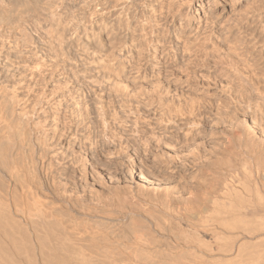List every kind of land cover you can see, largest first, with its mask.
Here are the masks:
<instances>
[{
	"label": "rangeland",
	"instance_id": "rangeland-1",
	"mask_svg": "<svg viewBox=\"0 0 264 264\" xmlns=\"http://www.w3.org/2000/svg\"><path fill=\"white\" fill-rule=\"evenodd\" d=\"M183 1L185 2V0H176V1L174 0L173 1L174 3H172V1H171V4H173V6L171 7V11L173 12V13L171 12V19H169L170 17L160 19V21H158L159 23L158 22L156 23L157 26L153 25L152 23H148L149 25L147 23L145 24V22H144V25H141V23H140L141 27H140V25L138 26V24H139V22H141V20H143L142 17L146 16L147 18H150L149 7L147 8L144 5L151 6L154 3V0H119V1H117V0H106V1L105 0H59L57 2L55 0H2L0 2V38H1L0 41L2 42V40H3V42H2L3 44H1V42H0V46L2 47V50L0 51V54H1L0 55V70L4 66L8 68V66L11 65L12 62L14 63V64L12 63V65L8 68L9 70L6 69L7 70L6 71V70L2 69V71H0V75H1V77H0V96L1 97L0 98H2V99H0V102H1L0 103V193H1L0 199L3 198L2 200H4V198H5V201L8 199H12V201L16 200L17 202L16 201L15 202L16 203L19 202V204H20L21 201H25V199H26L25 195L26 194H27V196L30 195L29 196V198L31 197L30 202H33V201L37 202L38 201L39 205L44 204V206L46 205V206H49V208L51 207L52 209L51 208L50 209L53 210L54 213L57 214V212H58V215L62 218L63 225H65L64 227L66 228V231L69 232V230H70V232L72 231L71 233L72 234L74 233L75 235L76 234L78 235L80 233L79 236L76 235L77 238L75 236H73L74 238H73L72 243L76 247H81L85 252H89L88 247L89 248L91 247L90 251L91 250L97 251V253H99L101 256L102 255H107V256L111 255L113 258L115 257V259L118 261L128 262L130 264H134L133 260H135V259H134L133 255L136 253L135 247H136V249L138 247L137 243H136L138 241L137 234L142 236V237H145L147 240L149 238V240L152 241L154 237H156L157 239L160 238L157 235L156 231H159V229H161V228L163 229L164 227H167L170 225L167 222H165V220L169 221V223L171 222V225L175 222L173 219H171V220L168 219L171 217V214H169L170 215L169 216L168 214L165 213L164 209L162 208L163 207L162 204H160L161 200L164 199L165 197H167V200H168V197L171 200V197L177 196L178 198L177 197L176 198L180 202L181 198L184 199V198L190 197L191 193H193L194 190H195L194 193H199V192L201 193L202 188H200L201 187L200 185L203 184L204 180H202L203 178L200 177L201 178V179L199 178L200 181L201 180L203 181V182L201 181L202 182L201 183L198 180L196 181V179H198L199 176H203L204 178H206L208 176V174H209V176L212 175L210 172L216 174L215 173L216 172L215 170H217L216 167L207 166V164H206L207 162L204 164V161L206 159H207L206 161L212 162V161H214L213 156L215 155L214 157L215 158L217 157V155H218L217 152L223 153L224 151L231 150L233 152L232 157L234 156V153L235 154L237 153L236 156L237 155L239 156V157H237L238 159L236 158V156L233 157L234 159L235 158L237 159V160L235 159L236 162L238 161L237 163H240L243 158L245 160L247 159L249 162L251 161L248 158V156H246V154L244 156V154L240 152L239 147H237L235 141H233L234 139L231 141V138H230V140H229V137L233 136L232 134L236 133V131L239 132V134H237V133L236 134L241 136V138H242V135H243V132L245 129V124L243 123V125H242V123H241V125L237 124L238 126H234V121L235 122L237 121L236 119H234V121H232L233 122V124H232L231 120L230 121L228 120V117L226 116L225 112L216 111V110H217V104L220 102V100L223 99L222 101H225L226 98H228L227 101H230L229 100V98H231L230 96H232V93L234 94L235 90L237 89L236 88L237 85L235 84L236 82L232 78V74H231L232 71L237 67H239V70L241 71L240 68L245 64L247 66L244 65L242 68H244V70H247V71L242 70L243 74H245V75L251 74L250 73L251 68L248 67L247 63L248 62L251 63V61L253 59L251 58V56H249V55H247V53H245V47H243V45H238V43H236L238 41V38L235 36V32L237 29H240V28L242 31H245L250 27H256V28L258 26L264 27V2L261 3L260 5H256V3H253L254 5H250L248 2L246 3V1H243L242 3H240V2L238 3L237 0H193L191 8L187 11V8H183L180 6L184 3ZM142 2H144V3H142ZM245 4L246 5L249 4V5L246 6ZM96 5H100V6L96 7ZM119 6H120V8H119ZM95 7H96V9H99V10H94L95 11L94 12L93 9ZM130 7H131V9H130ZM173 7H177L176 9L179 10L176 14L174 13V10H176V9H174ZM25 12H26V14H25ZM98 12H101V14L100 13L98 14ZM102 12H104V13H102ZM185 12L188 13V15L190 16V19H189L190 24H193L195 26L199 25V33H198V40L197 41H198V44L200 42L201 46L203 45V47H204V48L203 47L201 48V53H202V54L200 53L201 59H200V57H197L198 59H196V58L193 59V57H189L191 55H185V53L181 54L180 52L177 51V53L174 52V54L173 53L170 54L171 55L170 57L172 59L167 60L168 62L166 61L163 64L165 66L155 65L157 63V61H156V63L151 61V63H148V64L145 63L143 66L137 67L138 63H140L142 61V59H144L143 56L149 58V57H152L151 54H155V58L161 57L160 56L161 51H159L158 49L154 52V51H151V49L148 50L147 48H145V46H143L144 48L141 46V43L138 42L140 39L139 38L140 33L143 34V33L149 32L148 34H151V36H149L147 34V37L154 38L152 35V31H153L154 27L156 26L155 28L161 29V27H163V25H165L166 29H163L164 31L167 29H170L168 24L171 20V32H173V34H174V32H176L177 29H181V27H183L185 25V21L182 18L180 19L181 25L178 26V24H177L178 20L180 18L179 14H181V13L185 14ZM52 13H54V14H52ZM90 14H91V16H90ZM120 17H121V19H120ZM50 19H52V20H50ZM101 19H102V21H104L103 23H106V25H109V23H110V26L108 27V28H110L109 30H112L111 27L113 28V30H112L113 32L110 31V36L105 35L106 31L101 29L102 26H101V24H99V21H101ZM28 20H30V23ZM56 20L58 21V23ZM35 21H36V23H35ZM126 21L128 23L130 22L129 24L135 28L134 33H136V35L133 34V36H131L127 32L125 33V30L122 31V29H125V25L127 23ZM182 21H184V23ZM31 22L35 25L37 24V26L38 25L41 26L42 28L44 27L43 31H42V29L39 30V28L33 26V24L31 25ZM118 22H119V24H118ZM96 23H98V24H96ZM121 24H123V25H121ZM45 25L47 26V30H45L46 29ZM32 26L35 27L36 29L33 28ZM98 27H100V28H98ZM120 28H122V29H120ZM84 29H85V31H84ZM140 29H143V30L145 29V30L140 32L141 31ZM37 30H38V32H37ZM89 30H92L95 33H97L98 36H100L99 39L94 37V36L92 37V35H90L88 32ZM46 31H47V33H46ZM83 31L85 33L88 32L86 34H89V35H85V33ZM258 31H259V29H258ZM258 31L255 34L256 35L255 38H257L258 41H264V28H263L262 32L259 33ZM114 32H115V34H111ZM103 33H105V34H103ZM51 34L52 35L54 34V35L52 36ZM111 35H115V36H113L114 40L111 39L112 38ZM17 36H19V37H17ZM87 36H89V37L87 38ZM172 36L173 35L171 34V37ZM130 37H133L135 40L133 41V38H130ZM95 38L98 40H96ZM108 38L112 41H110ZM131 39H132V43H130ZM100 40L102 41V43ZM171 41H173L171 43V45H172L171 52H173V51H175L174 48H176V47L173 46L174 45L173 38ZM57 42H58V44H57ZM112 42H114L115 45ZM111 43L114 46L117 45V47H120V48H122L121 45H127V47L123 46V48L126 50H124L122 48V54L125 55V53H127L125 55L126 57L124 55H121V57L123 56L122 58H124V59L121 58L119 61H116L112 65L111 68H106V69L99 68V70H96L92 66H89L88 64H86V63H88L87 59L91 55L90 54L91 51L92 52L94 51L95 53L97 52L98 55H103V56L109 54L112 50L111 49V47H112ZM232 45H234V47ZM130 46H131V48H129ZM10 48H12V49H10ZM13 49H15V50H13ZM159 49H161V48H159ZM83 50L87 52V53L85 52L86 53L85 55H84ZM87 50H89V51H87ZM204 51H207V52L212 51V52L204 53ZM3 52H5L6 54ZM12 52H13V54H12ZM101 52H102V54H101ZM33 54H35V55H33ZM180 54H181V56H180ZM203 54H206V55L204 56ZM174 55H175V57H173ZM178 55L182 58L184 56H186L184 59L185 63L183 61V63L185 64L184 67H181L184 65V64H182L183 59L180 58ZM4 56H6L7 61H6V58H5V60L3 59ZM39 56H42L43 61H44V63H42V62L40 63V64L44 65V66L41 65V67H42L41 70L44 73L41 71V72H39V74L37 73V75H34L33 78H30V75H29L30 70H31L30 67H31L32 63L39 61ZM44 56L46 57V60H45ZM86 56H87V58H86ZM208 56H209V58H208ZM263 57H264V53L260 57V61L264 60ZM85 59H86V61H85ZM180 59H182V60H180ZM187 59L188 60L190 59L189 60L190 62H188ZM195 59L197 60V62H195L196 61ZM171 61H173V63ZM191 61H193L194 63L192 64ZM29 62H31V63H29ZM235 62H237V63H235ZM176 63H178V64H176ZM230 63H233V64H230ZM172 64L174 67L172 66ZM189 64H191V65H189ZM179 65H180V71L181 72L183 71L182 74H180L181 72L178 69ZM232 66H235V67H232ZM186 67H188L189 70ZM246 67H247V69H246ZM10 68H11V70H10ZM183 68H185V69H183ZM28 69H30V70H28ZM157 69H159V70H157ZM207 70H209V71H207ZM25 72H27V73H25ZM40 73H42V74H40ZM179 74H180V77H179ZM186 74H188L189 76H187ZM9 76H10V78H9ZM27 77H29V79ZM181 77L182 78L187 77V80H185L183 78L186 82L184 80H182ZM173 78H175V79H173ZM179 78H180L179 81H181L180 82L181 85L179 83L178 84L180 86L176 83V81H178ZM87 79L89 80V82L96 80V81H98V83L100 82V85L98 84L94 88V86L91 85ZM232 79L234 81H232ZM19 80L23 84L19 83L20 82ZM149 80H151L152 82ZM155 80H157V81H155ZM171 80L172 81L176 80V81L172 82ZM9 82H11V83H9ZM142 82H144L145 84ZM231 82H233L234 84ZM150 83H153L155 85L157 83V86L159 85V87H160V85H161L163 87V89L159 88L161 90H164L163 92L160 90L161 95L163 94L162 98L164 96H166V97H164V99L168 98V100L172 99L174 101V103L176 101L178 102V104L172 103V105H173L172 107L174 108L177 105L178 106L180 105L179 107H181V108L178 107L179 109H177V110H178L179 114L181 113L182 116L188 117L190 112H192L194 115L199 116L202 114V117H204L201 126L198 128L199 133L197 132V129H196L195 132H197V133H193L194 136H193L192 144L191 143H190L191 145L189 144L192 147V145L197 142V143H202L204 147L202 146V144L199 145L197 143L196 144L198 145V147L195 144L193 145L192 148L189 145L184 146L183 149L179 148L180 147L179 146L177 148L178 153L176 152V154H174V152L171 153V149H167L168 150L167 151L165 148H163L162 145L154 146L153 142L151 143V151L149 153V157L145 159L146 164H143V166L140 167V170L138 171V173L141 174L142 177L144 178V180L146 181V182H143V184L146 187L154 185L153 187L158 186L157 188L155 187V189L157 191L160 187L159 190L162 189V191L165 190V192H167V196H164L165 192H163L162 195H161V193L160 194L156 193V195L158 194L157 197L160 195V196H163V198L159 196V198H157V200H156L157 202H155V203H151L147 198H145V200H146L145 201L140 196H139L140 198L137 197V194H136L137 192L135 190L136 188H135L134 182L136 183L135 180H138L137 178H139V176L138 175L136 176V174H137L136 173L135 174L136 177L134 179V177H133L134 175H132L130 173V171H128L126 169V166L128 164V160L126 159L125 153L127 151L129 153V151H131L130 150L131 147H129V148L128 147L126 148V146L123 147V145H124L123 143H125V141L131 142L129 140V138L133 137V138H139L140 139L143 137L142 135H140L141 133L139 131L137 133L135 132V128H137V130L142 129L143 131H147V130L150 131L153 127L158 128L157 127L158 123H156V121H155L156 119L153 118V117H155V115H157V114L161 115V113H162L161 116H163L164 120L166 118L171 119V117H169V116H171L170 115L171 110L170 109L167 110V108H171V104L169 103L170 101L168 102L167 99L166 100L163 99L165 101L164 102L162 100V98H161V100H158V98L154 97V96H152V98H151V96H149V94H150L149 89L152 88L151 87L152 84H150ZM141 85H142V87H144L143 89H145L146 92L142 91V92H140L141 93L140 94L137 92H138V90L142 89ZM10 87L13 89H11ZM2 88H4V90ZM110 88H112V90H110ZM164 88H167L168 91L165 92ZM6 89H7V91H6ZM10 91L12 92V94L14 93L11 98H10V96H11ZM5 92L6 93L8 92V93L6 94ZM131 93L133 96L131 95ZM147 93H148V95H147ZM127 94H129V96L124 97V95H127ZM13 97H15V99ZM219 97L221 99H219ZM16 99H19V100H17V102H16ZM151 99H154V100L152 101ZM147 101H149V102H147ZM208 101H209V103H208ZM11 102H13V103H11ZM144 102H146V103H144ZM161 102L164 104L169 103L167 105L168 106L170 105V106L168 107L166 105H162ZM203 102H205V104ZM32 103H34V105H32ZM147 103H148V105H152L151 103H153V106H150L152 110L147 108V106H148ZM137 104H139V105L137 106ZM145 104H146V106H145ZM154 104H155V106H154ZM157 104L159 106H161V108L156 106ZM201 104L204 106H202ZM231 104H233V103H231ZM10 105H11V107H10ZM209 105H210V107H208ZM214 105H215V108H214ZM40 106H42V111H40V109H39ZM96 107L101 108V113H103L102 115L104 116V117L102 116L103 119L102 118L99 119L100 117L98 116V114L96 112V109H95ZM204 107H205V109H204ZM207 107H208V109H207ZM196 108H197V110H196ZM209 108H211V109H209ZM19 109L21 111L20 113L18 111ZM24 109H26V110H24ZM31 109H32V111H31ZM153 109L155 111H153ZM162 109H166V110H162ZM159 110H162V111H159ZM181 110H184V111H181ZM129 111H130V113H127ZM141 111H142V113H141ZM144 111H145L146 115H148V116L145 115ZM146 111L147 112L150 111V112H148L150 115ZM166 111H168V112H166ZM125 112L128 115H125L124 114ZM169 112H170V114H168ZM197 112H199V113H197ZM24 113H26V114H24ZM28 113H30V114H28ZM141 114H144V115L142 116ZM21 115H23V116H21ZM53 115L58 116L57 121H55V118L52 117ZM138 115L142 119H140V117ZM20 118H22V120ZM53 118H54V120H53ZM125 118H129V119H125ZM133 118H139L140 119V120L136 119V121H137L136 125H135L134 121H132V120H134ZM144 118H145V120H144ZM204 119H205V121H204ZM105 120L107 123L105 122ZM101 121H102V125L100 123ZM36 122H38V123H36ZM170 122H171V120H170ZM104 123H105V125H104ZM33 124H34V126H33ZM154 124H155V126H154ZM103 125H104V127H101ZM5 127L7 128V130ZM235 127H237L238 129L235 130ZM230 128H231L232 132H231ZM101 129L103 131L105 129V131L107 133L104 131L105 134L103 133L104 134L103 135L102 134L103 131L101 132ZM239 129H240V131H239ZM234 130H235V132H234ZM228 132H229V134H228ZM230 132H231V134H230ZM162 133L164 134V132H162ZM213 133H215V135ZM36 134H38V135H36ZM121 134L124 136V138H119L122 136ZM70 135H73V137H75L77 139L80 138L79 140H81L83 142L82 143L81 141L77 140L76 141L77 145H75L73 150H71L69 148L65 149L68 145V142L70 141V137H71ZM197 135L198 136L200 135L199 138ZM222 135L225 136V139L223 140V142H222V140H220ZM39 136H40V138H39ZM101 136H103V137H101ZM194 138H195L196 142L194 141ZM118 139L121 141V143ZM197 139L198 140L200 139V141L198 142ZM218 139H219V141H218ZM225 140H226V143H228V145L226 144V146L223 145L225 143ZM78 141L81 144H78ZM84 142H85V144H84ZM219 143H221V144H219ZM222 145H223V147H221ZM230 145H231V147H230ZM233 147H236V149L238 148L239 150L238 149L236 150ZM231 148H233V149H231ZM31 149H32V151H31ZM179 149H180V151H179ZM58 150L60 152L56 153L57 154V155H55L57 158L56 160H58V161L61 160V161L59 162V164H56L54 161V156L52 153L53 152L55 153V151L57 152ZM164 150L167 151V154L165 153L166 151L164 152ZM219 150H222V151H219ZM74 151L75 152L79 151V152H76V154L78 156L75 154ZM195 151H196L197 155L200 156V158L199 157H197V158L193 157ZM83 152H85V153H83ZM180 152L182 155L180 154ZM73 154H75V158L76 157H77L76 159L79 158L80 161H82L85 157H86V159H84L85 161H87V162L92 161L91 162L92 165L90 166V171H89V177H88L86 182L83 181L82 178H80V179L77 178V177H79V171L77 169L78 167L76 165L75 166L77 168H75V166L71 167L73 165L72 163H74L76 161ZM110 154L112 157L110 156ZM172 154L177 155V156H174ZM191 154H193V155H191ZM210 154H211V156H210ZM242 154L244 157L242 156ZM79 155L81 156V158L79 157ZM83 155H85V157ZM168 155H170V156L168 157ZM171 155L174 156V158L176 157V159H174ZM203 155L206 157L201 158V156H203ZM89 156H92V157H89ZM180 156H182V157H180ZM82 157H83V159H82ZM171 157H172V160H171ZM211 157L213 159H211ZM240 157L242 159H240ZM51 158H53V159H51ZM73 158L75 161L73 160ZM89 158H92L93 160L89 159ZM108 158L112 162H115V161L118 162L119 161L121 164L120 163L112 164L110 162L106 163L105 160H108ZM191 158H192V160H191ZM193 158H194V160H193ZM182 159H183V161H182ZM199 159L202 160L201 164H200L201 160L199 161ZM30 160H32V161H30ZM71 160H73V161H71ZM98 160H100V161H98ZM196 160H198L199 162ZM245 160L242 161L241 164L245 163ZM68 161H69V163H68ZM165 161H166V163H165ZM193 161L194 162L196 161V164ZM248 161L246 163L249 165ZM103 162H104V165H103ZM172 162H174V163H172ZM192 162L194 165L192 164ZM76 163L78 164L79 161L77 160ZM76 163H74V164H76ZM95 164H97L98 166L100 164L102 167L99 166L100 167L99 168ZM197 164H200V165L198 166ZM7 165H9L10 167ZM52 165H54V166H52ZM93 165H95V166H93ZM195 165L197 167H194ZM248 165L246 166V168L248 167ZM206 166L208 168H206ZM91 167H94V168L97 167V168L94 170V168H91ZM201 167H203V168H201ZM212 168H213V170H212ZM13 169H14V171H12ZM99 169H100V171H99ZM106 169H109V170H107L105 173ZM197 169L200 170V171H198V173H197ZM209 169H211V171ZM202 170H203V172H202ZM92 171H94V172H92ZM95 171H96V173H95ZM205 171H206V174H205ZM213 171H215V172H213ZM218 171H219V169H218ZM97 172H99V174H101V175H99ZM200 172H202V173H200ZM92 173H94L96 175H93ZM17 178H18V180H17ZM13 179H15V180H13ZM54 181H55V183H54ZM175 181H177V182H175ZM61 183H67V186L65 184V187H64V185ZM86 183H87V185H85ZM17 184H19V185H17ZM54 184L57 186H54ZM215 184L216 183H213L214 187L216 186ZM50 185H51V187H50ZM213 185L208 186L209 190H211ZM23 186H24V188H23ZM58 186H61V188L63 186L64 188H66L67 192L69 190L71 191L72 198L68 201V203H66V202L63 203L64 205L61 203L60 204L57 203L58 198H56V197H59L58 195H60V193H61V191H59L61 189L57 190ZM27 187H28V189H27ZM153 187H151V188H153ZM70 188L74 191H72ZM29 190H30V192H29ZM91 190H94L96 192V194L94 191H91ZM11 191L13 193H11ZM70 191H69V193H70ZM126 191H127V195H126ZM168 191L170 193H168ZM52 192H53L54 196L52 195ZM72 192H74V193H72ZM158 192H160V191H158ZM114 194H116V195H114ZM12 195H13V197H11ZM31 195H33V196H31ZM121 195H123L124 197L127 196L126 199L129 201H127V200L124 201L123 200L124 197H122ZM35 196L37 197V199ZM93 196H94V198H93ZM128 196L129 197L131 196L133 199L130 197L132 199L131 200ZM81 197H82V199L84 198L85 200L84 199L81 200ZM134 198L137 200H135ZM20 199H22V200H20ZM91 199H92V201H94L93 203H92ZM96 199L99 201H97ZM142 199H143V202H142ZM26 200H28V197ZM167 200L166 199L164 200V201H166V203L169 204V205H167V204L166 205L168 207H170V205H171V207H172L173 202L169 201V200L167 202ZM130 201L137 203L138 204L137 207L140 210L139 211L137 210L135 212L129 211L126 214L124 212L128 210V206L130 204ZM159 201H160V203H159ZM98 203H100V204H98ZM117 203L122 204V211L123 212L119 213L118 211H116L115 206ZM66 204H77V208L79 207L78 210L83 212L82 215H79L76 217L74 216V219H73V216H69L72 213L71 212H70L71 214L69 213V211H68L69 209L66 207ZM126 204H127V206H126ZM7 205L9 207H11L10 212L12 211L11 214H12L13 218L19 219V217H16L14 215L13 208H12L13 204H11V205L7 204ZM81 205L83 206V208H81ZM178 205H181V203ZM85 206H87V207L84 209ZM140 206H141V208H140ZM152 206H154V207H152ZM157 207L158 208L161 207L160 208L161 210H159ZM57 209H59V211ZM141 209H144L145 211H143V210L141 211ZM83 210L86 213L88 212V215ZM146 210H148L149 212ZM106 211H108V212H106ZM111 211H112V213H111ZM104 213L105 214L109 213L110 215L106 214V216L109 215V216H112V218L113 217L121 218V220L117 222L118 227L106 226V224L101 223V220L99 218H97L96 216H101V215L105 216ZM61 214H63V215H61ZM161 214L162 215L164 214V215L162 216ZM90 215H92V216H90ZM165 217H167V218H165ZM71 220H73V221H71ZM82 221H84V222H82ZM148 221H149V223H148ZM101 224H102V226H101ZM155 224H157L158 226ZM159 224L163 225V227H161V225L159 227ZM67 225H69V226L71 225V226L68 227ZM75 225H78V227L77 226L74 227ZM81 225H83V226H81ZM180 225H181V227H179ZM180 225L178 226L179 227L178 229H176V227H173V225L171 227L174 228L173 230L179 231V229L181 230V228H183V225L182 224H180ZM154 227H155V229H153ZM156 228H158V229H156ZM154 232H155V234H154ZM183 236H184V234H183ZM187 236L185 234V238L186 237L189 238L187 240H190V238L194 239L192 236H190V237H189V235H187ZM71 238H72V236H71ZM156 238H154L155 239V240H153L154 242L156 241ZM74 239L77 241H75ZM192 239L190 241H192ZM134 240H136V242H134ZM149 240H148V243H151V241H149ZM172 240L174 241V239L171 238V245L174 247L175 244H173ZM93 244H94V246H93ZM151 246H152V244H151ZM151 246L147 247L148 249H147L146 253L151 252V256H149L150 254L147 253L148 256L151 258L153 257V260H156V261H158L157 259H159V260L171 259V260H177L179 262L182 258H183L182 261L186 260V257H187V260H190L191 254H192V256L194 255L189 250H188L189 252L188 251L186 252V250H185L182 253H177L178 255L172 254V253H175L176 251L173 252L171 249L170 250L171 252H170L168 249H164L162 247L161 248L156 247L158 250L160 249L157 252L156 250H154L156 248L151 247ZM172 246H171V248H172ZM92 247H94V248H92ZM153 253L155 255H156V253L159 255H156V257H154L155 255H152ZM171 254L173 256H171ZM244 255H246V254H244ZM244 255H242V256H244ZM242 256H241V258H242ZM175 257L176 258L178 257V258L176 259ZM189 257H190V259H189ZM248 257H250V256L248 255L245 258H248ZM224 258L225 259H223V261H226V260L232 258V256H228V257L226 256ZM241 258L237 259L238 261L231 262V264H239L240 261L242 263L243 260L244 261L246 260L244 257H243V259H241ZM231 261H232V259H231Z\"/></svg>",
	"mask_w": 264,
	"mask_h": 264
},
{
	"label": "bare ground",
	"instance_id": "bare-ground-1",
	"mask_svg": "<svg viewBox=\"0 0 264 264\" xmlns=\"http://www.w3.org/2000/svg\"><path fill=\"white\" fill-rule=\"evenodd\" d=\"M2 0H0L1 2ZM56 2L59 1V0H55ZM106 1V0H105ZM119 1V0H117ZM171 1L172 3H174L173 1L174 0H154V3L149 6V5H144L146 6L147 8L149 7V14H150V18H147L146 16H143L141 20V22H139L138 26L140 25H144V22L145 24L147 23H152L153 25H156V23L158 21H160V19H163V18H166V17H170L169 19H171V7L173 6V4H171ZM176 1V0H175ZM192 1L193 0H185V2L180 5L181 7L183 8H187V11L191 8L192 6ZM238 3H242L243 1H246V3L248 2L250 5H254L253 3H256V5H260L261 3L264 2V0H237ZM17 2V1H16ZM61 2V1H60ZM181 2V1H180ZM19 3V2H18ZM100 3V2H99ZM144 3V2H142ZM48 4V3H47ZM56 4V3H55ZM81 4V3H80ZM122 4V3H121ZM247 4V5H249ZM6 5V4H5ZM21 5V4H20ZM83 5V4H82ZM171 5V6H170ZM200 5V4H199ZM198 5V6H199ZM246 5V4H245ZM246 5V6H247ZM56 6V5H55ZM97 6H100V5H96ZM37 7V6H36ZM50 7V6H49ZM96 7L93 9L94 10H99V9H96ZM116 7V6H115ZM123 7V6H122ZM165 7V8H164ZM120 8V6H119ZM125 8V7H124ZM174 9H176L177 7H173ZM58 9V8H57ZM131 9V7H130ZM173 9V10H174ZM22 10V9H21ZM113 10V9H112ZM50 11V10H49ZM57 11V10H56ZM73 11V10H72ZM179 10L176 9L174 10V13L176 14ZM8 12V11H7ZM33 12V11H32ZM95 12V11H94ZM116 12V11H115ZM118 12V11H117ZM35 13V12H34ZM55 13V12H54ZM52 13V14H54ZM92 13V12H91ZM101 14V12H98V14ZM104 13V12H102ZM122 13V12H121ZM173 13V12H172ZM8 14V13H7ZM18 14V13H17ZM26 14V12H25ZM45 14V13H44ZM50 14V13H49ZM59 14V13H58ZM120 14V13H119ZM133 14V13H132ZM12 15V14H11ZM48 15V14H47ZM57 15V14H56ZM118 15V14H117ZM121 15V14H120ZM127 15V14H126ZM178 15V14H177ZM180 15V18L178 20V26L181 25L180 23V19L182 18L184 21H185V25L183 27H181V29H177L176 32H171V20L168 24L169 28L170 29H167V30H163V29H166V26L163 25V27H161V29H158V28H155L153 29L152 31V35L154 38H151V37H147V34L149 33H143L139 35V43H141V46H145V48H147L148 50L151 49V51H156L157 49L159 51H161V57L160 58H155V54H151L152 57H144V59H142V61L140 63H138V66H143L145 63H151V61L155 62L157 61V63L155 65H161V66H165L163 65L167 60L169 59H172L170 56V54H174V52L177 53L180 52L181 54L182 53H185V55H191L189 57H193L198 59L197 57H200V53H201V48L203 47V45L201 46L200 42L198 44V33H199V25H193V24H190L189 23V19H190V16L188 15V13L185 12L184 13H181L179 14ZM51 16V15H50ZM91 16V14H90ZM119 16V15H118ZM31 17V16H30ZM122 17V16H121ZM120 17V19H121ZM18 18V17H17ZM29 18V17H28ZM27 18V19H28ZM72 18V17H71ZM124 18V17H123ZM21 19V18H20ZM30 19V18H29ZM76 19V18H75ZM119 19V18H118ZM176 19V18H175ZM257 19V18H256ZM10 20V19H9ZM48 20V19H47ZM52 20V19H50ZM29 23H30V20H28ZM34 21V20H33ZM32 21V22H33ZM57 21V20H56ZM117 21V20H116ZM119 21V20H118ZM121 21V20H120ZM128 21V20H127ZM126 21V22H127ZM173 21V20H172ZM184 21H182L184 23ZM31 22V25L33 24ZM40 22V21H39ZM104 21H99V24H101L102 28L104 31H106L105 35H109L110 36V31L113 30V28L111 27L112 30H109L110 28H108L110 26V23L109 25H106V23H103ZM176 22V21H175ZM36 23V21H35ZM38 23V22H37ZM58 23V21H57ZM56 23V24H57ZM130 23V22H129ZM128 22L126 23L125 25V29H122V31L125 30V33L127 32L129 35L133 36V34L136 35V33H134V27L131 26ZM159 23V22H158ZM66 24V23H65ZM69 24V23H68ZM98 24V23H96ZM119 24V22H118ZM30 25V26H31ZM52 25V24H51ZM58 25V24H57ZM56 25V26H57ZM123 25V24H121ZM140 25V27H141ZM149 25V24H148ZM251 25V24H250ZM33 26L42 29L43 31V28L41 26H37V24H33ZM32 26V27H33ZM46 26V25H45ZM50 26V25H49ZM120 26V25H119ZM146 26V25H145ZM160 26V25H159ZM25 27V26H24ZM33 27V28H35ZM121 27V26H120ZM124 27V26H123ZM165 27V28H164ZM231 27V26H230ZM51 28V27H50ZM58 28V27H57ZM100 28V27H98ZM263 26H258L257 28L256 27H250L248 28L247 30L245 31H242L241 28L240 29H237L236 32H235V36L238 38V41L236 43H238V45H243V47H245V53H247V55L251 56V58L253 59L251 61V63H247L248 64V67L251 68V74L250 75H245L243 74V71L244 68H242L241 66V71L239 70V67L235 68L233 71H232V78L235 80V84L237 85L236 86V90H235V93L233 94L232 93V96H230L231 98H229V100L231 101H227L228 98H226L225 101H222L220 100V102L217 104V110L216 111H223L225 112L226 116L228 117V120L231 122L234 121V119H236L237 121L235 122L234 121V126H238V125H243V123L245 124V129H244V132H243V135H242V138L241 136L237 135L239 134V132L236 131V133L232 134L233 136L229 137V140L231 138V141H235L237 147H239L240 149V152L244 154H246V156H248V158L251 160L249 162V165L246 163L247 161L245 160V163H242V161H244L241 157L240 159H242V161L240 163H237L236 160L238 159L237 157H239L238 155L236 156V154L234 153V156H236V160L232 157V154L233 152L231 150H227V151H224L223 153H218L217 152V157L215 158L213 156V158L211 157V159H213L214 161H204V164L206 163L207 166L209 167H216L217 170L213 171L215 172L216 174L210 172L212 175L204 178L203 176H199L198 179H196V181H200L201 178H203L202 180H204L203 184L200 185L202 188L201 190V193H194L195 190L193 191V193H191L190 197H187V198H184L180 200V202L177 200L176 197H171V200L169 199L168 197V200L169 201H172L173 202V206L171 207H168L167 205H169L168 203H166V201H164L165 199L167 200V197H165L164 199L161 200V203L159 201L160 204H162V208L164 209L165 213L166 214H171V217L168 218L169 220L173 219L175 222L172 224L173 227H176V229H178L179 227H181L180 224L183 225V228H181V230L179 229L178 230H173L174 228H172L171 226V222L169 223V221L165 220V222H167L168 224H170L169 226L167 227H164L163 229H159V231H156L157 235L160 237V238H156V241L154 242L153 240H155L153 237V240H148L151 241V243H148V240L145 238V237H142L140 235L137 234V238H138V241L136 242V240H134V242L137 243V249L135 247V254L133 255L134 259V264H231V262L233 261H238L237 259L241 258L242 255V258L243 257H247L248 255L250 257L248 258H245L246 260L242 261L243 264H264V60L260 61V57L262 56V54L264 53V41H258L256 37V33L259 29V33L263 31ZM4 29V28H3ZM6 29V28H5ZM36 29V28H35ZM152 29V28H151ZM2 30V29H1ZM31 30V29H30ZM47 30V26H46V29ZM100 30V29H99ZM139 30V29H138ZM142 31H144L143 29H140ZM85 31V29H84ZM83 31V32H84ZM96 31V30H95ZM115 31V30H114ZM118 31V30H117ZM5 32V31H4ZM3 32V33H4ZM8 32V31H7ZM6 32V33H7ZM38 32V30H37ZM52 32V31H51ZM90 35H92V37H96L99 39L100 36H98L97 33H95L94 31L92 30H89L88 31ZM86 32V33H88ZM102 32V31H101ZM113 32V31H112ZM116 32V31H115ZM114 33H111V34H115ZM2 33V32H1ZM15 33V32H14ZM32 33V32H31ZM47 33V31H46ZM53 33V32H52ZM85 33V32H84ZM85 35H89V34H86ZM100 33V32H99ZM5 34V33H4ZM16 34V33H15ZM23 34V33H22ZM44 34V33H43ZM171 34L173 35L171 37ZM13 35V34H12ZM24 35V34H23ZM52 35V34H51ZM54 35V34H53ZM52 35V36H53ZM127 35V34H126ZM134 35V36H135ZM149 36H151V34H148ZM201 35V34H200ZM14 36V35H13ZM25 36V35H24ZM30 36V35H29ZM47 36V35H46ZM49 36V35H48ZM112 38L114 40V37L115 35H111ZM204 36V35H203ZM19 37V36H17ZM38 37V36H37ZM58 37V36H57ZM89 36H87L88 38ZM107 37V36H106ZM224 37V36H223ZM44 38V37H43ZM95 38V39H96ZM130 38H133V37H130ZM149 38V39H148ZM162 38V39H161ZM173 38L174 40V45L176 48L175 51L171 52V43L173 41H171ZM222 38V37H221ZM1 39V38H0ZM32 39V38H31ZM80 39V38H79ZM92 39V38H91ZM96 39V40H98ZM109 39V38H108ZM42 40V39H41ZM110 40V39H109ZM116 40V39H115ZM135 39L133 38V41ZM200 40V39H199ZM8 41V40H7ZM6 41V42H7ZM16 41V40H15ZM20 41V40H19ZM23 41V40H22ZM60 41V40H59ZM65 41V40H64ZM101 41V40H100ZM112 41V40H110ZM122 41V40H121ZM131 41V42H130ZM129 42L132 43V39L130 40ZM197 41V42H196ZM1 42V41H0ZM3 42V40H2ZM1 42V44H3ZM5 42V43H6ZM24 42V41H23ZM56 42V41H55ZM115 42V41H114ZM114 42H112L114 44ZM16 43V42H15ZM25 43V42H24ZM102 43V41H101ZM111 43V52L107 55H98V53L96 54L94 51L92 52L91 51V55L89 56V58L87 59L88 60V64L89 66H92L94 69L96 70H99V68H102V69H106V68H111L112 65L116 62V61H119L122 57L121 55H124L122 54V48L123 46H126L127 45H121L122 48L120 47H117L114 46L113 44ZM46 44V43H45ZM58 44V42H57ZM214 44V43H213ZM212 44V45H213ZM10 45V44H9ZM52 45V44H51ZM140 45V44H139ZM4 46V45H3ZM12 46V45H11ZM15 46V45H14ZM72 46V45H71ZM228 46V45H227ZM234 47V45H232ZM1 47V46H0ZM79 47V46H78ZM141 47V48H142ZM50 48V47H49ZM60 48V47H59ZM131 48V46L129 47ZM144 48V47H143ZM142 48V49H143ZM161 48V49H159ZM204 48V47H203ZM215 48V47H214ZM232 48V47H231ZM4 49V48H3ZM8 49V48H7ZM12 49V48H10ZM27 49V48H26ZM86 49V48H85ZM84 49V50H85ZM99 49V48H98ZM124 49V48H123ZM173 49V50H174ZM208 49V48H207ZM206 49V50H207ZM221 49V48H220ZM2 50V47L0 48V51ZM15 50V49H13ZM76 50V49H75ZM79 50V49H78ZM84 55L87 53L86 51H84ZM126 50V49H124ZM209 50V49H208ZM89 51V50H87ZM238 51V50H237ZM8 52V51H7ZM86 52V53H85ZM144 52V51H143ZM149 52V51H148ZM203 52V51H202ZM209 52V51H208ZM207 51H204V53H208ZM212 52V51H210ZM209 52V53H210ZM5 53V52H3ZM175 53V54H176ZM239 53V52H238ZM6 54V53H5ZM4 54V55H5ZM13 54V52H12ZM19 54V53H18ZM21 54V53H20ZM56 54V53H55ZM102 54V52H101ZM127 53H125L126 55ZM148 54V53H147ZM180 54V56H181ZM202 54V53H201ZM1 55V54H0ZM3 55V54H2ZM35 55V54H33ZM88 55V54H87ZM124 55V56H125ZM204 56L206 54H203ZM228 55V54H227ZM26 56V55H25ZM32 56V55H31ZM43 56V55H42ZM42 56H39V61L37 62H34L32 63L31 65V70H30V78H33L34 75H37V73L39 74V72H41V65L40 64L41 62L44 63L43 61V58ZM142 56V55H141ZM179 56V55H178ZM179 56V57H180ZM183 56V55H182ZM210 56V55H209ZM208 56V58H209ZM226 56V55H225ZM16 57V56H15ZM23 57V56H22ZM41 57V58H40ZM45 57V56H44ZM85 57V56H84ZM126 57V56H125ZM140 57V56H139ZM175 57V55L173 56ZM185 57L184 56L182 59V64L185 63ZM239 57V56H238ZM6 56L3 57V59L5 60ZM87 58V56H86ZM264 58V57H263ZM23 59V58H22ZM38 59V58H37ZM36 59V60H37ZM124 59V58H122ZM177 59V58H176ZM195 59V60H196ZM201 59V57H200ZM45 60H46V57H45ZM52 60V59H51ZM179 60V59H178ZM177 60V61H178ZM190 60V59H189ZM188 59L187 61L190 62ZM192 60V59H191ZM203 60V59H202ZM205 60V59H204ZM2 61V60H1ZM6 61H7V58H6ZM19 61V60H18ZM29 61V60H28ZM86 61V59H85ZM184 61V63H183ZM194 61V60H193ZM193 61L192 64L194 63ZM3 62V61H2ZM16 62V61H15ZM168 62V61H167ZM173 63V61H171ZM197 62V60L195 61ZM228 62V61H227ZM13 63V62H12ZM11 63V65H12ZM24 63V62H23ZM31 63V62H29ZM119 63V62H118ZM204 63V62H203ZM237 63V62H235ZM14 64V63H13ZM178 64V63H176ZM175 64V65H176ZM230 64H233V63H230ZM239 64V63H238ZM9 65L8 68L11 66ZM19 65V64H18ZM23 65V64H22ZM124 65V64H123ZM191 65V64H189ZM188 65V66H189ZM3 66V65H2ZM7 66V65H6ZM14 66V65H13ZM16 66V65H15ZM44 66V65H42ZM173 66V64H172ZM178 66V65H177ZM185 64L181 67H184ZM236 66V65H235ZM235 66H232V67H235ZM247 66V65H245ZM22 67V66H21ZM29 67V66H28ZM70 67V66H69ZM159 67V66H158ZM174 67V66H173ZM7 67H2L0 71L3 70H9ZM48 68V67H47ZM114 68V67H113ZM177 68V67H176ZM188 69V67H186ZM56 69V68H55ZM172 69V68H171ZM174 69V68H173ZM179 71H180V65L178 67ZM185 69V68H183ZM186 69V70H187ZM231 69V68H230ZM247 69V67H246ZM6 70V71H7ZM11 70V68H10ZM44 70V69H43ZM159 70V69H157ZM177 70V69H176ZM182 70V69H181ZM189 70V69H188ZM23 71V70H22ZM26 71V70H25ZM167 71V70H166ZM178 71V70H177ZM185 71V70H184ZM209 71V70H207ZM222 71V70H221ZM230 71V70H229ZM244 71H247V70H244ZM18 72V71H17ZM43 72V71H42ZM84 72V71H83ZM181 72V71H180ZM183 72V71H182ZM182 72L180 74H182ZM249 72V71H248ZM27 73V72H25ZM36 73V74H35ZM44 73V72H43ZM47 73V72H46ZM73 73V72H72ZM157 73V72H156ZM160 73V72H159ZM173 73V72H172ZM171 73V74H172ZM186 73V72H185ZM217 73V72H216ZM226 73V72H225ZM42 74V73H40ZM80 74V73H79ZM158 74V73H157ZM174 74V73H173ZM180 74H179V77H180ZM21 75V74H20ZM24 75V74H23ZM73 75V74H72ZM76 75V74H75ZM161 75V74H160ZM185 75V74H184ZM187 76H189L188 74H186ZM173 76V75H172ZM171 76V77H172ZM1 77V75H0ZM6 77V76H5ZM43 77V76H42ZM93 77V76H92ZM96 77V76H95ZM103 77V76H102ZM176 77V76H175ZM10 78V76H9ZM16 78V77H15ZM29 79V77H27ZM97 78V77H96ZM182 78V77H181ZM184 78V77H183ZM182 80H187V77L184 78ZM189 78V77H188ZM20 79V78H19ZM27 79V80H28ZM35 79V78H34ZM43 79V78H42ZM126 79V78H125ZM132 79V78H131ZM134 79V78H133ZM175 79V78H173ZM177 79V78H176ZM198 79V78H197ZM213 79V78H212ZM216 79V78H215ZM218 79V78H217ZM232 79V81H234ZM46 80V79H45ZM88 80V79H87ZM93 80V79H92ZM106 80V79H105ZM140 80V79H139ZM180 78L178 79V81L176 80H173V81H176V83L180 84L181 81H179ZM184 80V81H185ZM214 80V79H213ZM20 81V80H19ZM35 81V80H34ZM101 81V80H100ZM151 81V80H149ZM157 81V80H155ZM172 81V80H171ZM172 81V82H173ZM183 81V82H184ZM220 81V80H219ZM224 81V80H223ZM228 81V80H227ZM89 82V80H88ZM107 82V81H106ZM152 82V81H151ZM159 82V81H158ZM186 82V81H185ZM192 82V81H191ZM11 83V82H9ZM21 84H23L21 81L19 82ZM18 83V84H19ZM32 83V82H31ZM91 85L95 86L96 85H100V82L98 83V81L96 80H93V81H90L89 82ZM144 83V82H142ZM155 83V82H154ZM190 83V82H189ZM218 83V82H217ZM233 83V82H231ZM16 84V83H15ZM25 84V83H24ZM29 84V83H28ZM145 84V83H144ZM143 84V85H144ZM152 84L151 85V89H149V96H154V97H157L158 100H161L162 98V95H161V91L163 92L164 90H161L163 89V87L160 85L157 86V83L156 85L153 84V83H150ZM161 84V83H160ZM178 84V85H179ZM191 84V83H190ZM228 84V83H227ZM234 84V83H233ZM3 85V84H2ZM1 85V86H2ZM26 85V84H25ZM175 85V84H174ZM181 85V84H180ZM179 85V86H180ZM216 85V84H215ZM170 86V85H169ZM73 87V86H72ZM137 87V86H136ZM11 88V87H10ZM41 88V87H40ZM99 88V87H98ZM107 88V87H106ZM141 88L143 89L144 87H142L141 85ZM161 88V89H159ZM169 88V87H168ZM234 88V87H233ZM4 90V88H2ZM13 89V88H11ZM15 89V88H14ZM140 89L138 90L137 93H140L142 91L146 92L145 89ZM165 89V92L168 91L167 88H164ZM167 89V90H166ZM232 89V88H231ZM16 90V89H15ZM56 90V89H55ZM110 90H112V88H110ZM137 90V89H136ZM161 90V91H160ZM233 90V89H232ZM7 91V89H6ZM9 91V90H8ZM127 91V90H126ZM11 92V91H10ZM17 92V91H16ZM24 92V91H23ZM4 93V92H3ZM6 93V92H5ZM8 93V92H7ZM6 93V94H7ZM122 93V92H121ZM128 93V92H127ZM130 93V92H129ZM168 93V92H167ZM197 93V92H196ZM200 93V92H199ZM14 94V93H13ZM12 92H11V96L10 98L12 97ZM109 94V93H108ZM141 94V93H140ZM132 95V93H131ZM148 95V93H147ZM128 97L129 94L127 95H124V97ZM133 96V95H132ZM148 96V97H149ZM219 96V95H218ZM1 97V96H0ZM3 97V96H2ZM9 97V96H8ZM93 97V96H92ZM135 97V96H134ZM147 97V96H146ZM166 97V96H164ZM164 97L162 98V100L164 99ZM15 99V97H13ZM36 98V97H35ZM34 98V99H35ZM103 98V97H102ZM150 98V97H149ZM216 98V97H215ZM2 99V98H0ZM4 99V98H3ZM93 99V98H92ZM100 99V98H99ZM136 99V98H135ZM168 100V98H165L164 100ZM178 99V98H177ZM206 99V98H205ZM204 99V100H205ZM218 99V98H217ZM219 99H221L219 97ZM225 99V98H224ZM13 100V99H12ZM17 100L19 99H16V102ZM91 100V99H90ZM127 100V99H126ZM125 100V101H126ZM147 100V99H146ZM152 101L154 99H151ZM163 100V101H164ZM170 99L168 100V102L171 104V108H167L171 110V114L170 112L168 114H170L171 116V119L169 118H166L164 120L162 113L161 115H155V117H153L154 119H156V123H158L157 127L158 128H152L150 131H143L142 129L140 130H137V128H135V132L137 133L138 131L141 133L140 135H142L143 137L142 138H129V141H125V143H123V147L126 146V148L128 147H131V151H128L125 153V156H126V159L128 160V164L126 166V169L128 171H130V173L132 175H134V179L135 177L138 175L139 178H137L138 180H135L136 183L134 182L135 184V190H136V194H137V197L138 198H143L145 200V198H147L151 203H155L157 202V198H159V196L157 197L158 194L165 192L160 189H158V192L155 187L153 186H149V187H146L143 182H146L144 180V178L142 177L141 174L138 173V171L140 170V167L143 166V164H146L145 162V159L149 157V153L151 151V143L153 142L154 146H160L162 145L163 148H165L166 150L167 149H171V153L174 152V154H176V152L178 153V147L179 148H182L184 146H188L190 143L192 144V141H193V136L194 134L193 133H199L198 131V128L201 126L202 122H203V118L202 117V114L197 116V115H194L192 112H190V114L188 115V117H184L181 115V113L179 114L178 110L179 107L178 105L176 107H172V103L173 104H178V102L176 101L174 103V101ZM201 100V99H200ZM11 101V100H10ZM30 101V100H29ZM34 101V100H33ZM98 101V100H97ZM137 101V100H136ZM150 101V100H149ZM147 101V102H149ZM157 101V100H156ZM216 101V100H215ZM155 102V101H154ZM165 102V101H164ZM201 102V101H200ZM217 102V101H216ZM1 103V102H0ZM13 103V102H11ZM10 103V104H11ZM26 103V102H25ZM37 103V102H36ZM146 103V102H144ZM143 103V104H144ZM167 103V104H169ZM205 104V102H203ZM209 103V101H208ZM211 103V102H210ZM233 103V104H231ZM97 104V103H96ZM152 105H147V108H149L150 110L151 107L150 106H153V103H151ZM162 105H166L168 106L167 104H164L161 102ZM184 104V103H183ZM32 105H34V103H32ZM131 105V104H130ZM139 104H137L138 106ZM189 105V104H188ZM198 105V104H197ZM202 105V104H201ZM17 106V105H16ZM24 106V105H23ZM31 106V105H30ZM141 106V105H140ZM146 106V104H145ZM144 106V107H145ZM155 106V104H154ZM158 107L161 108V106H159L158 104L156 105ZM170 106V105H169ZM168 106V107H169ZM175 106V105H174ZM199 106V105H198ZM204 106V105H202ZM213 106V105H212ZM11 107V105H10ZM13 107V106H12ZM33 107V106H32ZM126 107V106H125ZM164 107V106H163ZM162 107V108H163ZM179 107V108H178ZM210 107V105L208 106ZM207 107V109H208ZM233 107V108H232ZM138 108V107H137ZM136 108V109H137ZM146 108V107H145ZM146 108V109H147ZM153 108V107H152ZM159 108V109H160ZM193 108V107H192ZM202 108V107H201ZM214 108H215V105H214ZM23 109V108H22ZM30 109V108H29ZM40 111H42V106H40ZM96 112L98 114V116L100 117L99 119L102 118V114L101 113V108L99 107H96ZM104 109V108H103ZM108 109V108H107ZM205 109V107H204ZM211 109V108H209ZM12 110V109H11ZM15 110V109H14ZM26 110V109H24ZM68 110V109H67ZM148 110V109H147ZM162 110H166V109H162ZM162 110H159V111H162ZM188 110V109H187ZM191 110V109H190ZM195 110V109H194ZM197 110V108H196ZM19 113L21 112L20 109L18 110ZM28 111V110H27ZM32 111V109H31ZM143 111V110H142ZM141 111V113H142ZM153 111H155L153 109ZM181 111H184V110H181ZM205 111V110H204ZM203 111V112H204ZM211 111V110H210ZM13 112V111H12ZM26 112V111H25ZM38 112V111H37ZM132 112V111H131ZM138 112V111H137ZM147 112V111H146ZM150 112V111H148ZM147 112V113H148ZM158 112V111H157ZM168 112V111H166ZM17 113V112H16ZM15 113V114H16ZM32 113V112H31ZM75 113V112H74ZM127 113H130L127 112ZM145 113V111H144ZM154 113V112H153ZM185 113V112H184ZM199 113V112H197ZM11 114V113H10ZM23 114V113H22ZM26 114V113H24ZM30 114V113H28ZM53 114V113H52ZM125 115H128L126 114V112L124 113ZM149 114V113H148ZM196 114V113H195ZM130 115V114H129ZM142 116L144 114H141ZM146 115V113H145ZM150 115V114H149ZM152 115V114H151ZM13 116V115H12ZM17 116V115H16ZM19 116V115H18ZM23 116V115H21ZM25 116V115H24ZM28 116V115H27ZM70 116V115H69ZM114 116V115H113ZM124 116V115H123ZM132 116V115H131ZM139 116V115H138ZM148 116V115H146ZM153 116V115H152ZM206 116V115H205ZM213 116V115H212ZM52 117L55 118V121H57L58 119V116L57 115H53ZM104 117V116H103ZM128 117V116H127ZM136 117V116H135ZM140 117V116H139ZM151 117V116H150ZM149 117V118H150ZM161 117V118H160ZM167 117V116H166ZM209 117V116H208ZM233 119H232V118ZM5 118V117H4ZM32 118V117H31ZM53 118V120H54ZM147 118V117H146ZM148 118V119H149ZM211 118V117H210ZM2 119V118H1ZM22 120V118H20ZM24 119V118H23ZM80 119V118H79ZM103 119V118H102ZM125 119H129V118H125ZM132 119V118H131ZM134 120V123L135 125L137 124V121L136 119L138 120L139 118H133ZM140 119H142L140 117ZM139 119V120H140ZM168 119V120H167ZM213 119V118H212ZM31 120V119H30ZM145 120V118H144ZM171 120V122H170ZM210 120V119H209ZM225 120V119H224ZM227 120V121H228ZM7 121V120H6ZM9 121V120H8ZM29 121V120H28ZM205 121V119H204ZM10 122V121H9ZM106 122V120H105ZM239 122V123H238ZM2 123V122H1ZM25 123V122H24ZM38 123V122H36ZM35 123V124H36ZM61 123V122H60ZM101 125H102V121L100 122ZM107 123V122H106ZM155 123V122H154ZM155 123V124H156ZM207 123V122H206ZM229 123V122H228ZM9 124V123H8ZM44 124V123H43ZM54 124V123H53ZM154 124V126H155ZM204 124V123H203ZM209 124V123H208ZM233 124V122H232ZM238 124V125H237ZM28 125V124H27ZM88 125V124H87ZM105 125V123H104ZM101 126V127H104ZM108 125V124H107ZM210 125V124H209ZM208 125V126H209ZM223 125V124H222ZM225 125V124H224ZM6 126V125H5ZM34 126V124H33ZM69 126V125H68ZM141 126V125H140ZM152 126V125H151ZM211 126V125H210ZM8 127V126H7ZM31 127V126H30ZM37 127V126H36ZM147 127V126H146ZM231 127V126H230ZM233 127V126H232ZM243 127V126H242ZM6 128V127H5ZM151 128V127H150ZM149 128V129H150ZM203 128V127H202ZM12 129V128H11ZM16 129V128H15ZM103 129V128H102ZM101 129V132L103 131ZM197 129V132H195V130ZM238 129L237 127H235V130ZM7 130V128H6ZM66 130V129H65ZM231 130V128H230ZM234 130V132H235ZM10 131V130H9ZM36 131V130H35ZM48 131V130H47ZM64 131V130H63ZM105 131V129H104ZM104 131L102 132V134L104 133ZM201 131V130H200ZM205 131V130H204ZM240 131V129H239ZM30 132V131H29ZM106 132V131H105ZM164 132V134L162 133ZM220 132V131H219ZM232 132V130H231ZM230 132V134H231ZM28 133V132H27ZM107 133V132H106ZM157 133V134H156ZM23 134V133H22ZM105 134V133H104ZM103 134V135H104ZM201 134V133H200ZM215 135V133H213ZM229 134V132H228ZM7 135V134H6ZM15 135V134H14ZM38 135V134H36ZM75 135V134H74ZM86 135V134H85ZM107 135V134H106ZM122 135V134H121ZM135 135V134H134ZM24 136V135H23ZM44 136V135H43ZM70 141L68 142V145L65 149L69 148L71 150H73V148L75 147V145H77L76 141L79 140L75 137H73V135H70ZM120 136V135H119ZM132 136V135H131ZM138 136V135H137ZM198 136V135H197ZM200 136V135H199ZM198 136V138H199ZM208 136V135H207ZM25 137V136H24ZM77 137V136H76ZM103 137V136H101ZM136 137V136H135ZM141 137V136H140ZM211 137V136H210ZM233 137V138H232ZM6 138V137H5ZM21 138V137H20ZM35 138V137H34ZM40 138V136H39ZM119 138H124V136L122 135L121 137ZM197 138V137H196ZM59 139V138H58ZM89 139V138H88ZM87 139V140H88ZM225 139V136L222 135V137L220 138V140H223ZM7 140V139H6ZM34 140V139H33ZM119 140V139H118ZM122 140V139H121ZM198 140V139H197ZM228 140V139H227ZM81 141V140H79ZM78 141V144H81L79 143ZM89 141V140H88ZM113 141V140H112ZM120 141V140H119ZM194 141H195V138H194ZM200 141V139L198 140V142ZM219 141V139H218ZM217 141V142H218ZM82 142V141H81ZM196 142V141H195ZM221 142V141H220ZM221 142V143H222ZM228 142V141H227ZM83 143V142H82ZM121 143V141H120ZM197 143V142H196ZM194 143L195 145L199 144L201 145L202 143ZM219 143V144H221ZM231 143V142H230ZM67 144V143H66ZM85 144V142H84ZM91 144V143H90ZM89 144V145H90ZM190 144V145H191ZM193 144V145H194ZM216 144V143H215ZM226 144L228 145V143H226V140H225V143L223 145L226 146ZM232 144V143H231ZM32 145V144H31ZM39 145V144H38ZM83 145V144H82ZM92 145V144H91ZM121 145V144H120ZM177 145V146H176ZM189 145V146H190ZM192 145V147H193ZM205 145V144H204ZM223 145L221 147H223ZM235 145V144H234ZM44 146V145H43ZM122 146V145H121ZM203 146V144H202ZM52 147V146H51ZM191 147V146H190ZM189 147V148H190ZM191 147V148H192ZM198 147V145H197ZM204 147V146H203ZM231 147V145H230ZM7 148V147H6ZM25 148V147H24ZM30 148V147H29ZM28 148V149H29ZM190 148V149H191ZM214 148V147H213ZM236 149V147H233ZM231 148V149H233ZM19 149V148H18ZM189 149V150H190ZM196 149V148H195ZM208 149V148H207ZM225 149V148H224ZM228 149V148H227ZM230 149V148H229ZM238 149V148H237ZM236 149V150H237ZM238 149V150H239ZM163 150V149H162ZM164 150V152L166 151ZM187 150V149H186ZM194 150V149H193ZM198 150V149H197ZM202 150V149H201ZM215 150V149H214ZM32 151V149H31ZM97 151V150H96ZM123 151V150H122ZM168 151V150H167ZM167 151L165 152L167 154ZM180 151V149H179ZM183 151V150H182ZM219 151H222V150H219ZM60 151L58 150L57 152L55 151V153L53 152V156H54V161L56 164H59V162L61 161H58L56 160V156L57 155L56 153H59ZM73 152V151H72ZM75 152V151H74ZM76 152H79V151H76ZM75 152V154H76ZM210 152V151H209ZM236 152V151H235ZM239 152V151H238ZM85 153V152H83ZM170 153V154H171ZM191 153V152H190ZM196 153V151H195ZM193 155V157L197 158L200 156L197 155V153ZM199 153V152H198ZM201 153V152H200ZM204 153V152H203ZM212 153V152H211ZM240 153V154H241ZM4 154V153H3ZM75 154L74 155V158H75ZM87 154V153H86ZM169 154V153H168ZM172 154V155H174ZM181 154V152H180ZM215 154V153H214ZM242 154V156H243ZM27 155V154H26ZM77 155V154H76ZM171 155V156H172ZM182 155V154H181ZM201 155V154H200ZM2 156V155H1ZM52 156V157H53ZM78 156V155H77ZM85 157V155H83ZM111 156V154H110ZM123 156V155H122ZM170 155H168L169 157ZM174 156H177V155H174ZM174 156H172L174 158ZM211 156V154H210ZM243 156V157H244ZM79 157L81 158V156L79 155ZM89 157H92V156H89ZM112 157V156H111ZM172 157H171V160H172ZM182 157V156H180ZM203 157H206V156H201V158ZM43 158V157H42ZM61 158V157H60ZM73 158V160H74ZM77 158V157H76ZM75 158V162H77V160L79 161V163L77 164H74L72 163L73 165L71 167H74L75 165L78 167L75 166V168L78 169L79 171V177H77L78 179L82 178L83 181H87L88 177H89V171H90V166L92 165L90 161H85L84 159H86V157L83 159L82 157V161ZM94 158V157H93ZM187 158V157H186ZM193 158V160H194ZM210 158V157H209ZM208 158V159H209ZM247 158V157H246ZM39 159V158H38ZM53 159V158H51ZM63 159V158H62ZM70 159V158H69ZM89 159H92V158H89ZM107 159V158H106ZM176 159V157L174 158ZM210 159V160H211ZM3 160V159H2ZM29 160V159H28ZM64 160V159H63ZM62 160V161H63ZM71 160V161H73ZM93 160V159H92ZM163 160V159H162ZM179 160V159H178ZM192 160V158H191ZM201 159H199L200 161ZM14 161V160H13ZM23 161V160H22ZM26 161V160H25ZM24 161V162H25ZM32 161V160H30ZM70 161V162H71ZM95 161V160H94ZM100 161V160H98ZM106 163L110 162L112 164L114 163H120L119 161L116 162H112L110 161V159L108 158V160H105ZM180 161V160H179ZM183 161V159H182ZM198 161V160H196ZM196 161L194 162L196 164ZM198 161V162H199ZM102 162V161H101ZM100 162V163H101ZM156 162V161H155ZM163 162V161H162ZM168 162V161H167ZM178 162V161H177ZM185 162V161H184ZM192 162V164H193ZM197 162V163H198ZM202 160L200 161V164H201ZM41 163V162H40ZM54 163V164H55ZM69 163V161H68ZM67 163V164H68ZM166 163V161H165ZM174 163V162H172ZM171 163V164H172ZM188 163V162H187ZM5 164V163H4ZM7 164V163H6ZM19 164V163H18ZM27 164V163H26ZM29 164V163H28ZM66 164V165H67ZM121 164V163H120ZM164 164V163H163ZM200 164H197L198 166ZM248 165V167L246 168V166ZM65 165V164H64ZM70 165V164H69ZM97 165V164H95ZM93 165V166H95ZM103 165H104V162H103ZM174 165V164H173ZM185 165V164H184ZM190 165V164H189ZM194 165V164H193ZM203 165V164H202ZM2 166V165H1ZM9 166V165H7ZM54 166V165H52ZM99 166H101L99 164ZM97 165V167H99ZM180 166V165H179ZM183 166V165H182ZM187 166V165H186ZM205 166V165H204ZM206 166V168H208ZM10 167V166H9ZM27 167V166H26ZM58 167V166H57ZM96 167V168H97ZM102 167V166H101ZM106 167V166H105ZM115 167V166H114ZM194 167H197L196 165ZM22 168V167H21ZM62 168V167H61ZM91 168H94V167H91ZM94 168V170L96 169ZM100 168V167H99ZM203 168V167H201ZM205 168V167H204ZM23 169V168H22ZM25 169V168H24ZM63 169V168H62ZM103 169V168H102ZM219 169V171H218ZM10 170V169H9ZM16 170V169H15ZM109 170V169H106L105 170V173L106 171ZM111 170V169H110ZM205 170V169H204ZM208 170V169H207ZM211 171V169H209ZM213 170V168H212ZM11 171V170H10ZM9 171V172H10ZM14 171V169L12 170ZM22 171V170H21ZM28 171V170H27ZM100 171V169H99ZM104 171V170H103ZM196 171V170H195ZM198 170L197 169V173H198ZM8 172V173H9ZM57 172V171H56ZM94 172V171H92ZM203 172V170H202ZM200 172V173H202ZM66 173V172H65ZM69 173V172H68ZM96 173V171H95ZM99 174V172H97ZM137 173V174H136ZM17 174V173H16ZM25 174V173H24ZM93 175H96L94 173H92ZM136 174V176H135ZM172 174V173H171ZM175 174V173H174ZM205 174H206V171H205ZM30 175V174H29ZM101 175V174H99ZM199 175V174H198ZM205 176V175H204ZM11 177V176H10ZM15 177V176H14ZM30 177V176H29ZM48 177V176H47ZM76 177V176H75ZM187 177V176H186ZM201 177V178H200ZM8 178V177H7ZM91 178V177H90ZM89 178V179H90ZM191 178V177H190ZM197 178V177H196ZM200 178V179H199ZM10 179V178H9ZM100 179V178H99ZM104 179V178H103ZM11 180V179H10ZM15 180V179H13ZM18 180V178H17ZM74 180V179H73ZM29 181V180H28ZM56 181V180H55ZM54 181V183H55ZM62 181V180H61ZM178 181V180H177ZM175 181V182H177ZM200 181V182H201ZM58 182V181H57ZM69 182V181H68ZM84 182V183H85ZM201 182V183H202ZM9 183V182H8ZM14 183V182H13ZM32 183V182H31ZM53 183V182H52ZM187 183V182H186ZM213 183H216L215 187L213 185ZM23 184V183H22ZM57 184V183H56ZM64 185L65 187V184L67 186V183H61ZM82 184V183H81ZM175 184V183H174ZM191 184V183H190ZM19 185V184H17ZM40 185V184H39ZM58 185V184H57ZM54 184V186H57ZM60 185V184H59ZM83 185V184H82ZM81 185V186H82ZM87 185V183L85 184ZM177 185V184H176ZM204 185V186H203ZM210 185H213L211 190H209V187ZM16 186V185H15ZM199 186V185H198ZM206 186V187H205ZM20 187V186H19ZM51 187V185H50ZM62 186H58L57 190L61 191L60 195H58L59 197H56L58 198L57 200V203H68V201L72 198V195H71V191L69 193V191L67 192L66 191V188H64ZM108 187V186H107ZM153 187V188H151ZM158 187V186H157ZM156 187V188H157ZM164 187V186H163ZM6 188V187H5ZM24 188V186H23ZM32 188V187H31ZM69 188V187H68ZM170 188V187H169ZM188 188V187H187ZM193 188V187H192ZM4 189V188H3ZM13 189V188H12ZM26 189V188H25ZM28 189V187H27ZM26 189V190H27ZM35 189V188H34ZM51 189V188H50ZM71 189V188H70ZM172 189V188H171ZM175 189V188H174ZM177 189V188H176ZM197 189V188H196ZM72 190V189H71ZM2 191V190H1ZM13 191V190H12ZM11 191V193H13ZM21 191V190H20ZM74 191V190H72ZM91 191H94V190H91ZM98 191V190H97ZM162 191V192H161ZM167 191V190H166ZM191 191V190H190ZM198 191V190H197ZM24 192V191H23ZM22 192V193H23ZM27 192V191H26ZM30 192V190H29ZM77 192V191H76ZM95 192V191H94ZM99 192V191H98ZM172 192V191H171ZM7 193V192H6ZM10 193V192H9ZM32 193V192H31ZM74 193V192H72ZM156 193H158L156 195ZM168 193H170L168 191ZM4 194V193H3ZM25 194V193H24ZM79 194V193H78ZM96 194V192H95ZM135 194V195H136ZM1 195V193H0ZM52 195H53V192H52ZM92 195V194H91ZM116 195V194H114ZM126 195H127V191H126ZM164 195V194H163ZM3 196V195H2ZM24 196V195H23ZM26 196V197H25ZM24 197L27 199L28 197V200L25 199V201H21L20 204L19 202L16 203L17 201L16 200H13L12 199H8L5 201V198L4 200L0 199V264H130L128 262H122V261H118L115 259V257L113 258L111 255L110 256H107V255H100L99 253H97V251H90L91 247L89 249V252H85L81 247H76L72 241H73V236L76 237V235L73 233L66 231V228L64 227L65 225H63V222H62V218L58 215V212L57 214L54 213L53 210H51L49 208V206H44L43 205H39V202H30V198L29 196H27V194L25 195ZM33 196V195H31ZM45 196V195H44ZM54 196V195H53ZM56 196V195H55ZM95 196V195H94ZM93 196V198H94ZM122 197H124L123 195H121ZM140 196V197H139ZM164 196H167V192H165V195ZM170 196V195H169ZM13 197V195L11 196ZM15 197V196H14ZM36 197V196H35ZM77 197V196H76ZM100 197V196H99ZM113 197V196H112ZM129 197V196H128ZM131 197V196H130ZM129 197V198H130ZM163 198V196H160ZM18 198V197H17ZM33 198V197H32ZM39 198V197H38ZM92 198V199H93ZM127 196H125L123 198V200H127L126 199ZM132 198V197H131ZM130 198V199H131ZM37 199V197H36ZM84 199V198H83ZM82 197H81V200H83ZM91 199V201H92ZM133 199V198H132ZM131 199V200H132ZM135 199V198H134ZM143 199H142V202H143ZM18 200V199H17ZM22 200V199H20ZM24 200V199H23ZM55 200V199H54ZM85 200V199H84ZM97 200V199H96ZM118 200V199H117ZM137 200V199H135ZM167 200V202H168ZM16 201V202H15ZM99 201V200H97ZM129 201V200H127ZM134 201V200H133ZM146 201V200H145ZM144 201V202H145ZM42 202V201H41ZM94 201H92L93 203ZM110 202V201H109ZM139 202V201H138ZM38 203V204H37ZM45 203V202H44ZM96 203V202H95ZM108 203V202H107ZM181 205H178L180 204ZM7 204L11 205L13 204V212H14V215L16 217H19V219H14L13 216H12V211L10 212V208ZM100 204V203H98ZM97 204V205H98ZM115 204V203H114ZM167 204V205H166ZM64 205V204H63ZM105 205V204H104ZM137 203L135 202H131L130 201V204L128 206V210L125 211L124 213H128L129 211L130 212H135V211H139L140 209H138L137 207ZM152 205V204H151ZM159 205V204H158ZM61 206V205H60ZM115 206V205H114ZM127 206V204H126ZM155 206V205H154ZM152 206V207H154ZM56 207V206H55ZM58 207V206H57ZM66 207L69 209V213L71 215L69 216H73V219H74V216H79V215H82L83 212H81L80 210H78L77 208V204H66ZM87 206L84 207V209L86 208ZM116 208V211H118L119 213L120 212H123L122 211V204H116L115 206ZM137 207V208H136ZM143 207V206H142ZM156 207V206H155ZM61 208V207H60ZM64 208V207H63ZM81 208H83V206L81 205ZM94 208V207H93ZM141 208V206H140ZM158 208V207H157ZM161 207H159L158 209H160ZM89 209V208H88ZM87 209V210H88ZM112 209V208H111ZM147 209V208H146ZM153 209V208H152ZM162 209V210H163ZM59 211V209H57ZM86 210V211H87ZM90 210V209H89ZM145 211L144 209H141V211ZM150 210V209H149ZM84 211V210H83ZM91 211V210H90ZM148 211V210H146ZM56 212V211H55ZM85 212V211H84ZM98 212V211H97ZM105 212V211H104ZM108 212V211H106ZM149 212V211H148ZM151 212V211H150ZM157 212V211H156ZM159 212V211H158ZM60 213V212H59ZM86 213V212H85ZM103 213V212H102ZM112 213V211H111ZM88 215V212L86 213ZM105 214V213H104ZM106 214H109V213H106ZM96 216L97 218H99L101 220V223L103 224H106V226H111V227H118V224L117 222L121 220V218H115L112 216H109L107 215L106 216ZM143 214V213H142ZM158 214V213H157ZM63 215V214H61ZM113 215V214H112ZM116 215V214H115ZM125 215V214H124ZM123 215V216H124ZM162 215V214H161ZM164 215V214H163ZM162 215V216H163ZM167 215V216H168ZM65 216V215H64ZM92 216V215H90ZM114 216V215H113ZM170 216V215H169ZM168 216V217H169ZM82 217V216H81ZM121 217V216H120ZM79 218V217H78ZM84 218V217H83ZM90 218V217H89ZM162 218V217H161ZM164 218V217H163ZM167 218V217H165ZM76 219V218H75ZM64 220V219H63ZM85 220V219H84ZM163 220V219H162ZM73 221V220H71ZM75 221V220H74ZM123 221V220H122ZM145 221V220H144ZM147 221V220H146ZM78 222V221H77ZM84 222V221H82ZM134 222V221H133ZM66 223V222H65ZM149 223V221H148ZM163 224V223H162ZM79 225V224H78ZM78 225H75L74 227H78ZM157 225V224H155ZM161 224H159V227H160ZM164 225V224H163ZM163 225H161V227H163ZM177 225V226H176ZM180 225V226H179ZM68 227H70L69 225H67ZM66 226V227H67ZM73 226V225H72ZM83 226V225H81ZM102 226V224H101ZM121 226V225H120ZM149 226V225H148ZM158 226V225H157ZM179 226V227H178ZM67 227V228H68ZM158 227V228H159ZM73 228V227H72ZM156 228V229H158ZM74 229V228H73ZM76 229V228H75ZM86 229V228H85ZM96 229V228H95ZM155 229V227L153 228ZM68 230V229H67ZM108 230V229H107ZM154 231V230H153ZM75 232V231H74ZM107 232V231H106ZM83 233V232H82ZM81 233V234H82ZM80 234V233H79ZM79 234L77 236H79ZM113 234V233H112ZM155 234V232H154ZM184 234V236H183ZM185 234L186 236L189 235L192 236L194 239L190 238V240L192 239V241L190 240H187L189 238H185ZM84 235V234H83ZM82 235V236H83ZM129 235V234H128ZM142 235V234H141ZM72 236V238H71ZM107 236V235H106ZM155 236V235H154ZM77 238V237H76ZM81 238V237H80ZM164 238V239H163ZM171 238L174 239L173 241V244L174 247L171 245ZM79 239V238H78ZM136 239V238H135ZM75 240V239H74ZM94 240V239H93ZM77 241V240H75ZM85 241V240H84ZM83 242V241H82ZM131 242V241H130ZM153 242V243H152ZM84 243V242H83ZM109 243V242H108ZM76 244V243H75ZM129 244V243H128ZM135 244V243H134ZM152 244V246H151ZM86 245V244H85ZM89 245V244H88ZM108 245V244H107ZM83 246V245H82ZM94 246V244H93ZM154 247V248H164V249H168L169 251L172 249V251H176L175 253H172V254H177V253H182L186 250V252L189 250L191 251V253H193L194 255L192 256L191 254V259L189 257L190 260H187V257H186V260L182 261V259L178 262L177 260H171V259H163V260H159L157 259L158 261L156 260H153V257H149L151 256V252H147L148 254H150L148 256V254L146 253L147 251V247ZM172 246V248H171ZM85 247V246H84ZM83 247V248H84ZM94 248V247H92ZM96 248V247H95ZM153 248V249H154ZM154 249L156 250L157 252L160 250L158 249ZM98 250V249H97ZM162 250V249H161ZM99 251V250H98ZM113 251V250H112ZM130 251V250H129ZM150 251V250H149ZM155 251V252H156ZM188 251V252H189ZM110 252V251H109ZM115 252V251H114ZM126 252V251H125ZM128 252V251H127ZM153 252V251H152ZM154 252V253H155ZM162 252V251H161ZM171 252V251H170ZM113 253V252H112ZM130 253V252H129ZM152 254V255H155V254ZM110 254V253H109ZM127 254V253H126ZM162 254V253H161ZM171 254V256H173ZM184 254V253H183ZM187 254V253H186ZM156 255H159L156 253ZM156 255L154 257H156ZM178 255V254H177ZM180 255V254H179ZM182 255V254H181ZM185 255V254H184ZM183 255V256H184ZM167 256V255H166ZM175 256V255H174ZM188 256V255H187ZM228 257V256H232V258L226 260V261H223V259H225L224 257ZM127 257V256H126ZM179 257V256H178ZM177 257V258H178ZM172 258V257H171ZM176 258V257H175ZM176 258V259H177ZM185 258V257H184ZM131 259V258H130ZM133 259V258H132ZM232 259V261H231ZM179 260V259H178ZM126 261V260H125ZM131 262V261H130ZM230 262V263H229ZM241 263V261L239 262V264ZM241 263V264H242Z\"/></svg>",
	"mask_w": 264,
	"mask_h": 264
}]
</instances>
